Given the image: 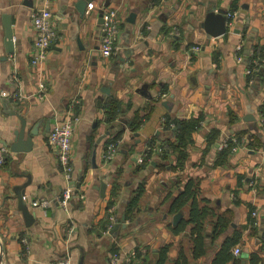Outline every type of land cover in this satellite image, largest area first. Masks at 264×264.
I'll list each match as a JSON object with an SVG mask.
<instances>
[{
  "label": "crops",
  "instance_id": "obj_1",
  "mask_svg": "<svg viewBox=\"0 0 264 264\" xmlns=\"http://www.w3.org/2000/svg\"><path fill=\"white\" fill-rule=\"evenodd\" d=\"M43 4L0 0V147L14 142L19 116L27 130L37 128L31 152L4 147L0 264H55L66 255L71 264H110L113 253L123 257L131 250L139 252L142 264H154L166 244L164 264H171L180 247L191 264H210L215 248L235 234V264H249L252 253L264 264V130L258 121L264 117V83L248 81L245 70L251 46L264 45V0H48L58 39L47 60L34 67L30 14ZM108 9L116 11L118 31L114 52L105 58L99 48ZM212 22L223 24V35H212ZM5 23L11 24V53ZM109 98L120 108L113 120L102 109ZM197 117L200 127L186 148L187 161L176 170L175 158L161 154L174 139V122ZM68 118L76 121L67 180L47 136ZM229 140L235 146L219 158ZM113 141L117 153L103 162ZM146 152L150 156L136 162ZM189 180L215 212L232 213L229 228L214 243L215 218L206 226L207 255L197 260L191 256V225L174 232L186 210L171 212ZM70 186L63 209L55 198ZM19 192L34 215L32 224L19 209ZM134 198L127 219L124 212ZM34 199L54 202L33 209ZM110 213L116 220L107 229Z\"/></svg>",
  "mask_w": 264,
  "mask_h": 264
},
{
  "label": "trees",
  "instance_id": "obj_2",
  "mask_svg": "<svg viewBox=\"0 0 264 264\" xmlns=\"http://www.w3.org/2000/svg\"><path fill=\"white\" fill-rule=\"evenodd\" d=\"M250 53L245 58V68L250 70V73L247 75V80H258L259 84L264 83V45L259 44L252 45L250 48ZM103 112L107 115L108 120H113L118 111L120 110L119 104L112 98H109L105 103V106L102 107ZM199 117L194 118L193 120H183L175 121V135L174 139L171 142H168L166 150H163L161 154L163 159L168 157H174L176 164L175 169H183L186 159L187 152L186 148L189 144H192V134L193 131L197 130L200 126L198 124ZM264 123V121H263ZM264 130V125L262 126ZM210 140V139H209ZM236 142L240 143V137H236ZM114 143V141H113ZM152 144V143H149ZM235 142L229 140L227 147L223 148L219 154L221 156H226L230 153L231 149L235 146ZM152 146H150L151 148ZM151 150V149H150ZM147 153V154H146ZM143 153V161L150 156L149 152ZM217 162L220 160L217 158ZM262 188V193L264 194V187ZM199 188L198 184L193 180H189L184 189L177 194V197L174 199L171 212L178 210H186L187 218L181 220L178 225L174 228V232L178 233L183 230L186 225H191L190 229V238L189 241L192 243L191 250L194 260H197L200 257L207 255V249L204 247V240L207 237L206 226L209 225L211 220L214 219L212 224V233L211 242L214 243L219 236L225 232L230 226L232 219V213L226 211L222 213L215 212L212 208L209 207L208 202L203 200L198 196ZM136 198L131 201L130 205L126 207L124 215L127 219L131 218L132 207L136 205ZM112 201L109 202L111 204ZM108 223V222H107ZM239 242L237 234L232 236V238H227L219 246L215 248V254L211 259L210 264H235L237 259L232 254V247ZM170 249V244L162 246L159 250L157 260L154 264H164L168 260V254ZM177 257L171 262V264H191L187 259V254L183 247H180ZM138 252V251H137ZM138 256L140 254L138 252ZM142 256V255H141ZM140 259V258H139ZM142 264V262H141ZM249 264H263L262 258L258 253H252L249 257Z\"/></svg>",
  "mask_w": 264,
  "mask_h": 264
},
{
  "label": "built area",
  "instance_id": "obj_3",
  "mask_svg": "<svg viewBox=\"0 0 264 264\" xmlns=\"http://www.w3.org/2000/svg\"><path fill=\"white\" fill-rule=\"evenodd\" d=\"M43 5L35 9L31 12L30 18L32 21L33 31H34V43L33 50L31 53V65L34 67H39L47 60V54L50 46L53 42L58 39L57 33L55 31V22L53 21V15L51 10L48 8V0H42ZM227 17L233 18L232 13H227ZM118 31V24L116 19V11L115 10H105L104 12V22L101 29V44H100V54L105 58H110L114 52V46L116 41V34ZM197 50V47L194 48V51ZM246 73L249 74L250 70L245 68ZM12 78V76H11ZM12 80V79H11ZM17 78L14 79L13 85L17 86ZM39 92L41 96H46L45 86L43 83L38 85ZM13 93V92H12ZM13 100H20V96L18 93L14 92L12 95ZM75 118L64 119L60 122H56L52 127L51 131L47 136V144L52 147L57 154V161L62 166L64 176L68 180L70 178V174L72 172V138L74 132ZM259 123L261 126L264 125V117L263 115L259 116ZM264 133V132H263ZM117 143L111 142L106 147L105 152L102 154V161H109L113 159L117 153ZM227 143H223L220 148H226ZM6 154V149L4 147H0V165L4 162ZM144 159V154H140L137 158L136 162L141 164ZM73 187L70 186L65 188L56 198L55 201L58 205L66 209L68 206V202L70 200V195L72 194ZM81 199L82 195L79 196ZM53 201L47 200H39L34 199L30 202V206L35 208H46L52 204ZM257 213L253 212L255 216ZM116 220V217L113 216L112 213L109 214V223L107 229H111ZM23 241V240H22ZM23 245H25V249L28 250V243L23 241ZM234 254H239V249L234 248ZM110 264H141V261L138 257V253L134 250L127 252L123 257L118 253H113L109 259ZM55 264H71L70 258L68 255L58 260Z\"/></svg>",
  "mask_w": 264,
  "mask_h": 264
},
{
  "label": "water",
  "instance_id": "obj_4",
  "mask_svg": "<svg viewBox=\"0 0 264 264\" xmlns=\"http://www.w3.org/2000/svg\"><path fill=\"white\" fill-rule=\"evenodd\" d=\"M8 22V21H7ZM210 29L212 32V35L214 36H220L223 35V33L225 32V28L223 27L222 23H215L212 22L210 23ZM5 32H6V41H5V45H6V50L7 53H11L12 52V48H13V40H12V31H11V24L10 23H5ZM246 53H248L247 51H245ZM19 120H20V127L18 128V130H16L14 132V142H12L10 145H7L6 143H3L4 147H9V150L11 152L14 153H29L33 150V138L35 135H37V128L33 127V128H28V130L26 129V120L24 117L19 116ZM102 191V190H101ZM18 200H20V204H19V209L22 211L24 217L26 218V221L28 224H32L33 221L35 220V218H33V213H31L29 211V209L25 206L24 200H23V195H21V193L19 192V197ZM33 201V200H31ZM178 218L179 217H175L173 219L174 224L178 223ZM125 220V217H122V224L121 227L124 228L125 224L123 223ZM118 225H115V227Z\"/></svg>",
  "mask_w": 264,
  "mask_h": 264
}]
</instances>
